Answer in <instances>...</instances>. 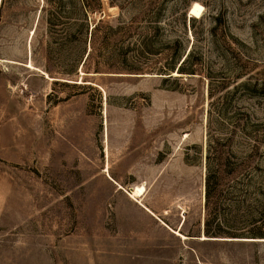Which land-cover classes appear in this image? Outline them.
<instances>
[{"label":"rangeland","instance_id":"1","mask_svg":"<svg viewBox=\"0 0 264 264\" xmlns=\"http://www.w3.org/2000/svg\"><path fill=\"white\" fill-rule=\"evenodd\" d=\"M0 264H264V0H0Z\"/></svg>","mask_w":264,"mask_h":264},{"label":"trees","instance_id":"2","mask_svg":"<svg viewBox=\"0 0 264 264\" xmlns=\"http://www.w3.org/2000/svg\"><path fill=\"white\" fill-rule=\"evenodd\" d=\"M183 62L184 60L181 62V64ZM181 64L179 65V67L181 66ZM220 157H221V154H219L218 152L213 155V158L215 160H219ZM210 159H211L210 156L207 155L206 156V174H205V205L206 207L208 206L209 199L211 198L213 191L215 190L216 181L220 178V171L216 170L215 168H212L210 166V163H208ZM210 221H211L210 218L206 216L204 219V230L203 231L206 234L214 233L216 235L220 233V231L211 230L209 228Z\"/></svg>","mask_w":264,"mask_h":264},{"label":"bare ground","instance_id":"3","mask_svg":"<svg viewBox=\"0 0 264 264\" xmlns=\"http://www.w3.org/2000/svg\"><path fill=\"white\" fill-rule=\"evenodd\" d=\"M203 11V7L197 3H194L191 8H190V14L193 15L194 17L200 16L201 12ZM143 188L141 187H136L133 188L132 192H130L131 196H138L142 194Z\"/></svg>","mask_w":264,"mask_h":264}]
</instances>
